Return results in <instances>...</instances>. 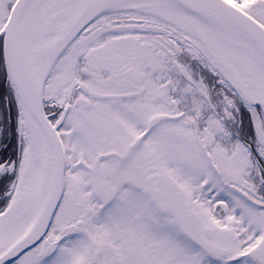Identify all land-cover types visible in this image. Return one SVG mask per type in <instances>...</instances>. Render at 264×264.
I'll list each match as a JSON object with an SVG mask.
<instances>
[{"label": "snow or ice", "instance_id": "obj_1", "mask_svg": "<svg viewBox=\"0 0 264 264\" xmlns=\"http://www.w3.org/2000/svg\"><path fill=\"white\" fill-rule=\"evenodd\" d=\"M0 264H264V0H0Z\"/></svg>", "mask_w": 264, "mask_h": 264}]
</instances>
